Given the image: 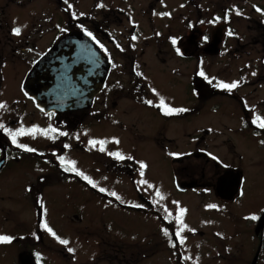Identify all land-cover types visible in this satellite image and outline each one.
<instances>
[{
  "label": "rangeland",
  "instance_id": "obj_1",
  "mask_svg": "<svg viewBox=\"0 0 264 264\" xmlns=\"http://www.w3.org/2000/svg\"><path fill=\"white\" fill-rule=\"evenodd\" d=\"M184 1L187 4H180ZM162 3L163 13L157 11L161 20L156 16L150 22L151 10L161 9L157 0H108L110 6L122 7L125 16L109 27L112 39H117L116 45L107 41L104 44L115 65L135 67L136 77L143 84L144 100L134 102L131 71L127 68L122 78L128 92L118 102L119 105L122 102L118 109L108 104L106 113H111V117L97 120L90 114L92 117L86 124L92 127L75 129L79 130L76 134L80 139L74 142L85 150L76 148L72 152L77 175L73 190L55 182L47 194L50 210L43 228L51 231L47 236L43 229L38 248L32 245L28 248L35 253L36 264H115L116 256L126 264H251L255 257L259 243L256 222L264 212V129L259 127L264 122V50L255 27L249 25L245 16L258 23V33L263 32L264 0H162ZM167 5L171 13L177 9L178 12L168 15ZM46 11L50 10L42 12ZM39 13L27 32L28 40L37 46L28 53L29 60L53 39L50 31L44 30L45 34L40 36L39 30L51 28L54 22H43ZM179 13L187 20V41L196 30L201 32L196 34L195 48L188 46L186 62L175 53L183 38L172 49L167 41L170 37L178 39L174 35L181 27ZM218 14L222 17L218 18ZM229 18L234 20L235 29L232 35L228 34L230 31L223 32L222 52L205 55L203 39L216 26L233 27L228 24ZM133 26L141 30L140 37L136 35L135 39L131 38ZM115 71L118 73L119 68ZM145 83L152 87L144 90ZM233 83L236 88L221 86ZM13 90L9 87L5 96ZM161 99L166 108L185 111L166 115L165 107L160 106ZM33 121L44 142L53 139L48 127L36 119ZM88 134L90 140L84 136ZM166 141L172 142L171 152L187 151L188 155L201 152L210 159L204 163L203 158L194 156L186 164L177 165L178 168L203 165L208 168L206 178L216 177L218 174L212 175L216 171L214 160L217 173L223 167L241 172L238 197L223 201L213 192L178 190L173 163L162 160V151L153 148L156 142L163 145ZM70 146L74 148L73 144ZM123 156L137 161L136 171L130 168L135 172L129 175L119 172L124 168L116 162ZM142 164L145 167L141 168ZM185 174L180 171L181 179H185ZM12 186L3 191L4 196ZM101 188L105 191L101 192ZM10 192L11 202L0 200V205L6 204L2 205L6 211L3 214L0 211V237L11 238L9 242H0V264H17L20 252L28 251L13 238L22 241L29 236L24 221H29L31 213L20 208L19 190ZM1 229H6V233ZM61 240L68 243L62 244ZM255 264H264V244Z\"/></svg>",
  "mask_w": 264,
  "mask_h": 264
},
{
  "label": "flooded vegetation",
  "instance_id": "obj_2",
  "mask_svg": "<svg viewBox=\"0 0 264 264\" xmlns=\"http://www.w3.org/2000/svg\"><path fill=\"white\" fill-rule=\"evenodd\" d=\"M123 1L124 0H120V2ZM157 1L160 3L161 9H152V13L149 12L152 18L150 22H154L156 16L158 20H161L157 11L163 13L162 9L165 8V5L162 3V0ZM28 4H32L30 9H27ZM180 4H187V2H180ZM32 9L33 11H30ZM44 10L50 11L42 12ZM171 10L172 9H169L167 5L168 15H175L178 12L177 9L173 14ZM39 12L41 13V20H43V22H54V25H50L51 28H41L39 30L40 36L45 34L43 32L44 30L50 31L52 32L53 39L44 46L43 50H41L35 58L32 57V59L29 60L27 57L28 53L37 49V46H33L32 42L28 40L30 35L28 36L27 32L31 31L29 27L32 25V19L36 17ZM225 12L226 17L228 15V10ZM124 16L125 10L118 5L110 6L108 0H36L34 2L33 0H0V103L6 105V108L0 109V125H2V127H0V200L4 201L8 199L11 202L12 194L10 191L19 190L21 194L20 208L31 213L29 221H24V223L27 224L26 232H29V236L22 241L13 238L16 243L23 244L25 249L28 250L26 252H20L17 264L27 262L36 264L35 253H31L28 248L30 245L38 248L40 241L42 242L44 230L47 236L50 233L47 228H43V222L44 218L47 219L50 210V202L47 198V194L51 192V186L55 187V182H58L59 184L65 185L67 190L70 188L73 190V182L77 175H75V171L72 170L74 169L72 152L76 148L81 151L85 150L83 145L79 146V142H74L75 139H80L76 134L79 130L76 131L75 129L82 126L87 130L92 127L86 124L89 118L92 117L90 114H94L97 120L107 119L105 118L106 116H112L111 113H106L108 110L107 105L109 104L111 108L115 109L122 104L121 102L119 105L118 102L124 98L123 94H127L128 92L122 75L128 69L131 71L130 83L132 84L131 92L134 94L135 98L134 102L141 103L142 100H144L141 97V95L145 96V92L141 90L143 84L140 83V77H136L138 74L134 70L135 67H126L123 64L115 65L111 58L112 55H110V51H108L107 46L104 44L107 41L111 46L116 45L117 39H112L109 27L113 23H120ZM217 17L220 18L222 16L218 14ZM245 17L248 19L249 25L255 27L257 36L261 38V42L259 43L264 50V31L258 33L257 29L260 28L258 23L247 18V16ZM178 18L180 19L179 23L181 27L177 29L178 34L173 35L178 36L175 42L182 40V38L183 41L178 49L175 48V53L186 62L188 46L194 47L195 43L198 41L196 34L201 32L196 30L187 41V20L185 19V15L181 13L178 14ZM230 23L233 27L222 28L221 26H216L210 36L208 34V36L203 39V44L201 46H203L202 52L205 55L215 56L222 52L221 44L223 42V32L233 31L235 29L234 20L229 18L228 24ZM150 26H153L152 23H150ZM15 28L20 29L19 35L13 33V29ZM179 30L181 33H179ZM71 33H84L91 36L100 54L109 60L107 77L103 87L93 98L90 107L65 112L46 113L40 110L34 100L28 96L24 89V83L30 69L37 59L48 52L61 37ZM136 35L140 37L141 30L138 26H133L131 38ZM14 37L18 38L14 39ZM147 40H150V37L147 36ZM173 40L174 38L171 37L167 39L171 49L175 45L173 44ZM210 50L216 51L211 53ZM248 63L249 62H247V67L250 66V63ZM116 68H119L118 73L115 71ZM148 85L150 86L148 87ZM9 87H13L14 90L6 97L5 94ZM144 87V90H148L152 85L145 83ZM149 91H147V93L152 95ZM146 108L149 109L150 107L146 106ZM121 109V111H123V108ZM159 109L162 110L160 107L158 110ZM169 116H171V114ZM35 119L42 123L43 127H48V132L53 139L44 142L42 132L39 130L38 126L34 124L33 120ZM120 126L124 127L125 125ZM132 128L135 129V133L138 132L135 124ZM20 129H24L26 133L31 129H37V131L33 134L17 136L16 143L14 144L12 143L11 134ZM84 136L88 137V140H90L89 134L88 136ZM71 144H73V149L70 146ZM162 144L163 145H160L156 142L153 148L162 151V160L168 159L173 163L174 181L177 189L180 191L189 189L199 194L202 192L214 193L217 178L225 171L230 170L229 168L223 167L222 171L217 173L218 166L214 160L212 161L215 164L214 167L216 171L213 170L212 175L215 173L218 174L216 177L206 178L205 174L208 168L202 167L203 165L197 168H188L187 166L178 168L177 165L186 164L189 162L188 159L194 156L197 157L196 159L203 158L204 163H207L210 159L206 157V154L201 152L190 155H188L187 151L184 152L186 154L183 152L177 153L176 151L171 152L169 145H171L172 142L166 141ZM18 145H25L27 148L34 149L35 151L29 152ZM125 160L130 161V163L125 164L123 162ZM116 163L124 168L119 171L121 174L129 175L136 171V160L123 156L119 158ZM131 167L135 171L130 169ZM180 171L186 173L185 179H181L179 175ZM119 172L116 173L119 174ZM81 183L86 185L84 181H81ZM11 184H13V186L10 188L9 193L4 196L5 192L3 191ZM46 189L47 192L45 193ZM234 199L235 198H233V200ZM2 205L6 204L3 203ZM2 205H0V211L3 214L6 209L3 208ZM14 206L15 205L10 206V208ZM9 210L11 211V209ZM257 223L258 218L256 226ZM0 225H2L1 218ZM1 232L6 233V229H1ZM257 235L258 239H260L261 235L263 236L264 244V227ZM114 260L115 264H126L124 260L122 262L125 263H121L117 256Z\"/></svg>",
  "mask_w": 264,
  "mask_h": 264
},
{
  "label": "water",
  "instance_id": "obj_3",
  "mask_svg": "<svg viewBox=\"0 0 264 264\" xmlns=\"http://www.w3.org/2000/svg\"><path fill=\"white\" fill-rule=\"evenodd\" d=\"M215 51L210 50L211 53ZM108 66V61L101 57L89 35L71 33L63 36L33 65L24 89L46 113L87 108L103 87ZM239 180V173L226 172L217 181V195L233 200L238 193ZM263 226L264 212L258 220L256 232L261 231ZM262 240L261 235L251 264L257 261Z\"/></svg>",
  "mask_w": 264,
  "mask_h": 264
},
{
  "label": "snow or ice",
  "instance_id": "obj_4",
  "mask_svg": "<svg viewBox=\"0 0 264 264\" xmlns=\"http://www.w3.org/2000/svg\"><path fill=\"white\" fill-rule=\"evenodd\" d=\"M101 6H102V5H101ZM238 14H239V13H238ZM13 33H14L15 35H19V34H20V29H19V28H15V29H13ZM228 34H229V35H232V32L230 31ZM133 39H135V37H133ZM173 44H175V40H173ZM200 75H203V72H201ZM221 86L224 87V88L232 89V88H236V87H237V84H236V83H233V84H230V85H229V84H224V85H221ZM147 103L151 104L152 102H151V101H147ZM160 106L166 108V106L164 105V101H163V99H161V101H160ZM4 108H6V105L3 104V103H0V109H4ZM175 111H185V110H183V109L175 110V109H171V108H166L165 114H166V115H170V114H172V113L175 112ZM0 127H2V125H0ZM259 127H260L261 129H264V122H261V123L259 124ZM36 131H37V129H31V130H29V131L26 133L24 129H20V130H18L17 132L11 134V135H12V143H14V144L16 143V137H17V136H22V135H25V134H33V133H35ZM45 134H47V133H45ZM61 134H62V135H65L64 133H61ZM18 146H19V147H22V148H25V150H27V151H29V152L35 151L34 149L27 148L25 145H18ZM121 158H122V157H121ZM143 167H145V165L142 164V165H141V168H143ZM72 170L75 171V169H72ZM78 174H79V175H82V173H78ZM85 179H88V178L85 177ZM89 183H91V181H89ZM144 183H147V182L144 181ZM149 186L151 187V185H149ZM93 187H95L94 184H93ZM100 191L103 192V191H105V190H104L103 188H101ZM111 195L115 196L116 194H115V193H111ZM157 195H159L158 192H157ZM117 198H118V197H117ZM183 212H184V210L181 209V216L183 215ZM169 215H170V213H169ZM252 219H256V217H252ZM177 220H179V222H180L181 224H183L182 220H180L179 217H177ZM45 227H47V225H45ZM49 231H51V229H49ZM180 231H183V228H181ZM180 231H178V232L176 233L177 236L180 235ZM53 235H55V234L53 233ZM10 239H11V238H9V237H0V242H9ZM60 243H62V244H67L68 241H66V240H61ZM173 246H175V245H173ZM69 251H72V250L69 249Z\"/></svg>",
  "mask_w": 264,
  "mask_h": 264
}]
</instances>
